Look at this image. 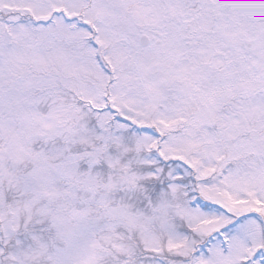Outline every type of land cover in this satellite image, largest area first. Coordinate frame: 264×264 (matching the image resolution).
Masks as SVG:
<instances>
[{
	"label": "rangeland",
	"instance_id": "obj_1",
	"mask_svg": "<svg viewBox=\"0 0 264 264\" xmlns=\"http://www.w3.org/2000/svg\"><path fill=\"white\" fill-rule=\"evenodd\" d=\"M0 230V264H264V0H0Z\"/></svg>",
	"mask_w": 264,
	"mask_h": 264
},
{
	"label": "flooded vegetation",
	"instance_id": "obj_2",
	"mask_svg": "<svg viewBox=\"0 0 264 264\" xmlns=\"http://www.w3.org/2000/svg\"><path fill=\"white\" fill-rule=\"evenodd\" d=\"M176 26V25H175ZM175 29V27H174V24H169V23H164L162 26H161V28H160V30L161 31H164V33L163 32H161L160 30H156V29H154V30H152V32H154L156 35H160L161 37H163L164 38V35L163 34H166V35H168L167 33H165L166 32V29ZM172 32V31H171ZM143 35H146L148 38V42H147V45L150 43V41H151V34H142L141 36H140V38H139V41H140V39H141V37L143 36ZM153 37V36H152ZM164 40H165V38H164ZM173 41V40H172ZM172 41H167V38H166V40H165V42L164 43H169L168 45H166V46H170V47H172V46H174V45H172L170 42H172ZM157 43H160L161 42V40L160 39H157V41H156ZM236 42H238V43H236V44H241V46L242 47H244V49L245 50H248V49H251V46H252V43L251 42H244V41H239V40H237ZM236 44L235 45H233V44H223V47L225 48V47H228V46H231V47H235L236 46ZM247 46V47H246Z\"/></svg>",
	"mask_w": 264,
	"mask_h": 264
},
{
	"label": "water",
	"instance_id": "obj_3",
	"mask_svg": "<svg viewBox=\"0 0 264 264\" xmlns=\"http://www.w3.org/2000/svg\"><path fill=\"white\" fill-rule=\"evenodd\" d=\"M146 41H147V39H143V40H142V43H146Z\"/></svg>",
	"mask_w": 264,
	"mask_h": 264
},
{
	"label": "trees",
	"instance_id": "obj_4",
	"mask_svg": "<svg viewBox=\"0 0 264 264\" xmlns=\"http://www.w3.org/2000/svg\"><path fill=\"white\" fill-rule=\"evenodd\" d=\"M0 231H2V230H0ZM263 252H264V248H263Z\"/></svg>",
	"mask_w": 264,
	"mask_h": 264
}]
</instances>
